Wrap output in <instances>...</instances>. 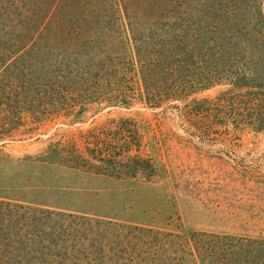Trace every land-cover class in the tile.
I'll return each mask as SVG.
<instances>
[{
  "label": "trees",
  "instance_id": "trees-1",
  "mask_svg": "<svg viewBox=\"0 0 264 264\" xmlns=\"http://www.w3.org/2000/svg\"><path fill=\"white\" fill-rule=\"evenodd\" d=\"M123 11L129 33L78 31L72 25L111 27L115 21L84 14L56 19L47 11L19 19L31 26L18 39L0 37V69L20 65L0 84V142L31 132L51 117L82 121L92 103L130 107L139 102L163 118L174 115L198 149L238 158L244 135L264 133V29H256L264 18L251 21L250 32H243L241 27L203 26L201 17L188 14L171 23L163 18L157 27L136 33L124 3ZM213 61L216 69L191 75L193 64ZM223 79L233 85L230 91L194 96L195 90ZM31 159L132 185L149 181L156 170L145 151L142 126L132 116L51 140ZM128 226L147 245L135 264H264V237Z\"/></svg>",
  "mask_w": 264,
  "mask_h": 264
},
{
  "label": "rangeland",
  "instance_id": "rangeland-1",
  "mask_svg": "<svg viewBox=\"0 0 264 264\" xmlns=\"http://www.w3.org/2000/svg\"><path fill=\"white\" fill-rule=\"evenodd\" d=\"M123 3L136 33L148 32L163 18L171 23L188 14L201 17L203 26L241 27L243 32H250L251 21L264 18V0H0L1 41L28 32L31 25L19 19L47 11L56 19L84 14L115 21L111 27L72 25L78 31L129 33ZM3 17L12 21L3 23ZM261 24L256 29H264V20ZM215 63L193 64L191 75L200 77L216 69ZM18 66L1 68L0 84ZM232 88L223 79L193 93L213 97ZM154 112L139 102L130 107L97 102L82 121L51 117L31 132L1 141L0 264H135L147 245L135 239L128 225L182 235L204 231L264 237V133L243 136L237 152L245 159L241 163L239 157L198 149L174 115L163 118ZM121 116H132L142 126L145 151L156 167L149 181L132 185L31 159L51 140Z\"/></svg>",
  "mask_w": 264,
  "mask_h": 264
}]
</instances>
